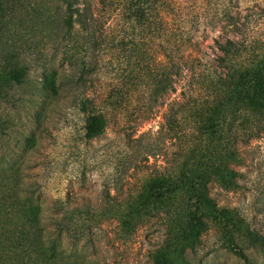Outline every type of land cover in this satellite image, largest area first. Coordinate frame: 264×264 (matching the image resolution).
Listing matches in <instances>:
<instances>
[{"label":"rangeland","instance_id":"rangeland-1","mask_svg":"<svg viewBox=\"0 0 264 264\" xmlns=\"http://www.w3.org/2000/svg\"><path fill=\"white\" fill-rule=\"evenodd\" d=\"M98 2L75 1L89 29L73 22L69 36L60 22L62 0L6 3L0 32V206H38L45 238L57 240L69 263L151 264V252L164 245L175 224L167 206H158L129 237L121 235L117 216L147 178L174 175L178 147L191 131L185 132L184 122V133L173 137L163 116L176 109L175 102L198 104L211 93L216 75L227 73L219 67L217 44L233 42L240 58L264 49V0H158L161 11L149 29L119 17L104 20ZM155 28L170 33L161 38ZM174 33L188 40L181 48L186 65L174 90L154 97L151 83L162 52L166 60L177 56L170 46ZM11 68L21 70L20 83L3 79ZM84 99L104 117L94 137L85 135L87 113L79 108ZM237 144V187L224 191L210 182L209 195L217 208L231 210L264 238V132ZM205 222L199 242L178 264H243L228 240L250 264H264V246L248 247L221 218ZM10 247L0 238V264Z\"/></svg>","mask_w":264,"mask_h":264},{"label":"trees","instance_id":"trees-1","mask_svg":"<svg viewBox=\"0 0 264 264\" xmlns=\"http://www.w3.org/2000/svg\"><path fill=\"white\" fill-rule=\"evenodd\" d=\"M9 1L0 0V32L5 25L4 15ZM75 1L62 0L64 16L60 22L65 36L70 35L73 22L80 26L84 24ZM98 3L104 20L119 17L134 21L145 29L151 28L156 13L161 11L158 0H99ZM83 29L88 32L89 27L83 26ZM156 33L166 38L170 32L157 28ZM176 33L170 46L173 44L176 47L177 56L166 60L167 54L162 52L161 70L151 83L154 97L174 90L173 83L181 77L186 65L187 52H181V48L187 47L184 44L186 41L180 33ZM217 47L222 53L219 67L225 66L227 73L216 75L211 82V93L198 104L185 106L175 102L176 109L163 116L164 125L173 137L178 138L179 132H183L184 127L180 124L184 122L185 132L191 131L189 139L181 141L178 147L172 165L171 174L174 175L147 178L137 196L123 206L117 216L121 235L129 237L158 206H167L175 224L169 225L164 245L151 252V264H178L177 259L184 251L193 249L199 242L200 235L207 229L205 220L210 217L221 218L225 227L233 228L248 247L264 246L263 237L244 227L234 218L231 210L217 208L209 195L210 182L224 191L237 187L238 172L235 167L240 164L237 143H246L264 132V49L258 53L250 52L247 58H240L239 49L229 40L217 44ZM167 65L168 68L165 67ZM21 76L19 68H11L2 77L18 84ZM53 86L50 82L48 89L52 91ZM3 95L0 88V97ZM79 106L82 112L87 113L85 135H98L103 129L104 117L94 111L89 99L82 100ZM39 216L40 208L36 205L15 202L10 206H0V238L4 247L8 243L11 245L3 256L4 264L14 263V259V264H73L58 251L56 239L45 238V228ZM58 224L54 222L56 227ZM228 244L243 264H250L229 240ZM8 253L13 256L11 260H8Z\"/></svg>","mask_w":264,"mask_h":264}]
</instances>
